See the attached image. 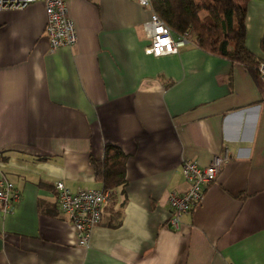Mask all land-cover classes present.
I'll return each instance as SVG.
<instances>
[{
  "label": "crops",
  "instance_id": "0c3cea01",
  "mask_svg": "<svg viewBox=\"0 0 264 264\" xmlns=\"http://www.w3.org/2000/svg\"><path fill=\"white\" fill-rule=\"evenodd\" d=\"M76 42L47 53L41 2L0 10V264H264V82L193 44L152 56L135 0H64ZM246 48L264 60V0H249ZM126 155L89 246L76 245L55 182L99 189L90 159ZM200 201L168 228L183 161L222 154Z\"/></svg>",
  "mask_w": 264,
  "mask_h": 264
},
{
  "label": "built area",
  "instance_id": "2783aa9c",
  "mask_svg": "<svg viewBox=\"0 0 264 264\" xmlns=\"http://www.w3.org/2000/svg\"><path fill=\"white\" fill-rule=\"evenodd\" d=\"M135 1L149 11L148 17L139 25L142 38L147 40L143 48L145 54L155 57L174 54L180 47L192 44V30L187 29L173 34L151 9V0ZM33 2H41L43 5L47 53L73 45L76 42V34L67 14L64 0H0V10H21ZM255 69L264 82V61H259ZM226 160L228 156L224 153L220 156H213L205 166H199L194 161L181 163L180 172L188 186L182 193L169 192L167 194L166 200L171 210L168 228H178L180 214L187 212L200 201L204 186L215 178L221 164ZM54 189L57 207L66 215L74 232L76 245L87 248L92 230L100 220L101 206L110 198V190L100 187L99 189L83 188L71 191L60 181L55 182ZM18 199V190L10 182L3 178L0 179V210L3 213H10L13 210V204Z\"/></svg>",
  "mask_w": 264,
  "mask_h": 264
},
{
  "label": "trees",
  "instance_id": "16d2710c",
  "mask_svg": "<svg viewBox=\"0 0 264 264\" xmlns=\"http://www.w3.org/2000/svg\"><path fill=\"white\" fill-rule=\"evenodd\" d=\"M249 0H151L150 7L173 34L193 32L192 44L199 49L241 63L257 79L261 60L244 44L246 3ZM264 54V31L259 40ZM126 155L111 143L103 145L100 159H90L95 180L113 190L125 183Z\"/></svg>",
  "mask_w": 264,
  "mask_h": 264
}]
</instances>
